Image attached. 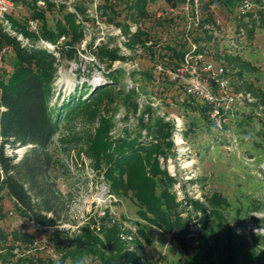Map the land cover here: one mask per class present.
I'll use <instances>...</instances> for the list:
<instances>
[{
    "label": "trees",
    "instance_id": "obj_1",
    "mask_svg": "<svg viewBox=\"0 0 264 264\" xmlns=\"http://www.w3.org/2000/svg\"><path fill=\"white\" fill-rule=\"evenodd\" d=\"M10 1L28 7L31 15L21 21L11 9L0 17V59L6 50L15 57L10 74L0 70V222L8 215L4 209L7 196L20 218L54 229L52 241L59 257L44 259L27 255L26 251L34 247V234L21 229L7 232L0 228L2 260L7 262L11 258L12 264H23L29 258L38 264H153L142 254L152 241L144 224L170 235L173 245L175 243L184 254L199 252L203 260H208L215 251L216 227L228 222L225 211L230 202L219 191L206 193L203 199L187 195L178 199L174 190L178 180L162 162L167 161L174 147V122L166 120L165 116H154L149 104L138 117L135 130L124 128V136L114 138L111 132L115 122L113 116L108 115V105L114 101L118 77L112 73H108L107 83L90 87L83 81L61 102L56 101L60 93H56L55 82L61 61L75 59L78 46L86 39L84 24L91 18L84 6L76 4L75 11H70L66 4L68 0ZM153 1L156 0H102L97 10L105 23L121 29L127 49L141 47L154 57L166 59L165 64L177 69L184 64L191 47L179 42L166 45L165 53L161 52L162 48H151L152 37L142 27V22L150 16L149 4ZM166 1L176 7L183 0ZM235 2L237 0H211L205 4V14L198 24L202 34L193 38L197 45L194 54L211 53L215 61L223 62L226 71H235L240 81L235 92L250 94L253 109L264 112V89L246 78V74L258 69L240 54L221 51L216 44L212 52L210 46L216 41L214 31L217 26L210 6ZM56 11L60 16L50 25L47 15ZM29 19L38 22V32L28 27ZM132 25L137 26L136 30H132ZM46 43L54 45V49ZM90 48L93 56L109 68L116 61L128 59L118 45L110 46L105 42L94 45L93 41ZM136 94L135 89L126 94L128 113L136 114L139 110ZM205 106L210 121L209 106ZM145 114L147 118H144ZM126 115L128 118L129 114ZM76 119L94 126L82 136L74 132L72 136L79 142H63L74 144L66 146L65 150H75L77 157L87 158L108 184L110 195L127 198L134 204L138 219L136 228L127 226V218L116 217L106 208L102 215H91L76 234L65 229L66 223H75L69 218L68 195L58 184L60 169L67 171L68 168L57 148L53 147V139L62 123ZM261 138L259 142H264V130ZM7 145L12 149L26 147V150L18 158L16 153H6ZM252 211L264 212V202L254 200ZM259 219L264 227V217ZM197 222L201 227L198 232L192 230ZM228 231L226 247L231 254L230 264H236L233 242L236 233L232 228ZM254 241L255 246L263 248L264 234L254 235ZM20 248L23 252L17 257L14 251Z\"/></svg>",
    "mask_w": 264,
    "mask_h": 264
},
{
    "label": "rangeland",
    "instance_id": "obj_2",
    "mask_svg": "<svg viewBox=\"0 0 264 264\" xmlns=\"http://www.w3.org/2000/svg\"><path fill=\"white\" fill-rule=\"evenodd\" d=\"M210 1L199 0L197 12L185 2H179L176 7L166 0L151 2L150 16L142 22V27L152 37L149 42L151 48H162L161 52L165 53L166 45L179 42H185L188 47L193 48V38L202 34L197 18L205 14L203 8ZM101 2L102 0L66 1L70 11H75L76 4L84 6L91 20L84 24L86 39L78 46L75 59L61 61L55 82L56 93H60V96L56 101L61 102L76 86L80 87L83 81H87V86L90 87L105 84L108 82V73H112L118 77L114 101L108 105V115L113 116L115 122L111 132L114 138L122 134L125 126L131 131L136 129V119L124 117L126 114L133 115L132 112L128 113L126 94L135 89L140 104V113L135 115L136 118L150 104L154 116H165L166 120L175 124L174 147L167 161L162 162L178 180L174 187L178 199L182 200L186 195L203 199L204 194L219 191L230 202V207L225 211L228 222L222 227H216L215 251L208 260H203L199 252L193 255L184 254L175 243L173 245L170 235L146 224L144 227L152 241L142 250V254L153 264H230L231 254L227 251L226 237L228 230L232 228L236 233L233 238L236 264H264V247L255 246L254 241V235L264 234V227L260 225L263 222L259 219L264 217V212L252 211L254 200L264 202V145L261 144L264 142H259L264 130L263 110H254L253 105H250L251 101L240 97L236 101V115L231 116L223 128L215 127L207 118L204 100L197 95H190L187 91V87L199 84L198 80L206 86L210 84L203 71L192 76V70L188 66L175 71L164 63L166 59L154 57L148 50L141 47L127 49L124 45L126 38L121 29L101 19L97 10V5ZM12 10L14 16L21 21L27 20L31 15L28 7L22 4L12 6ZM210 11L218 26L214 31L216 41L214 45L210 44L213 47L212 52L215 51L216 44L221 51L240 54L251 61L258 71L246 74V78L264 89V9L243 17L239 15L235 2L221 3L217 7L211 5ZM47 16L49 24L53 25L60 14L56 11L48 13ZM131 28L136 30L137 26L132 25ZM93 41L94 45L105 42L110 46H120L128 59L116 61L109 68L106 63H101L93 56L90 48ZM49 48L53 50L54 45ZM14 59L13 53L6 50L0 59V70L10 74ZM206 60L214 62L216 66L223 65V62L215 61L211 53L204 55L203 61ZM225 76L230 82L231 90L235 92V86L240 82L235 71L229 70ZM213 89L217 90L215 86ZM144 118H147V114ZM93 126L80 119L62 123L53 139V147L57 148L68 168L67 171L60 169L58 184L68 195L69 218L75 223H66L65 229L76 234L79 226L91 215H102L106 208L116 217L127 218L126 225L136 228L135 222L138 219L134 204L127 198L110 195L108 184L93 169L90 161L83 156L77 157L75 150H65L66 146L74 144L63 142H79L72 136L74 132L82 136ZM178 137L183 141L178 142ZM25 150L26 147L12 149L9 145L6 146V153H16L18 158L22 157ZM4 209L8 211V215L0 222V228L7 232L21 229L34 234L36 241L34 247L26 251L27 255L44 259L59 257L52 241L53 228L20 218L13 211L12 200L7 196ZM192 230H201L199 222L192 226ZM14 252L19 257L23 250L20 248ZM8 260L4 262L0 256V264H12L11 258ZM23 264L38 263L31 262L29 258Z\"/></svg>",
    "mask_w": 264,
    "mask_h": 264
},
{
    "label": "built area",
    "instance_id": "obj_3",
    "mask_svg": "<svg viewBox=\"0 0 264 264\" xmlns=\"http://www.w3.org/2000/svg\"><path fill=\"white\" fill-rule=\"evenodd\" d=\"M182 2H185L188 5L190 4L192 10L197 12L199 0H183ZM12 6H14V4L10 0H0V17L3 16L4 13L10 12ZM237 9L240 16H248L250 13L263 10L264 0H237ZM197 19L199 21L200 18L198 17ZM5 24L10 29L8 20L5 21ZM28 27L31 30L38 32L39 26L36 20L30 19L28 21ZM19 38H23L22 35H19ZM46 45H48V47H52V44L50 43H46ZM196 47L197 45L193 42V48L191 47V50L186 54L184 64L174 70L179 71L183 67L188 66L190 67V70H192V76L202 73L201 71H203L206 80H208L210 84L206 86L197 78L199 84L187 87V91L190 95H197L204 100V102L209 106V119L211 123L217 128H223L227 124L230 117L235 116L237 113V99L242 97L248 101H252L253 98L248 93L245 94L232 91L230 82L225 76L227 71L224 66H216L215 63L210 60L203 61L205 54H194ZM213 86H215L217 90H214ZM137 113H140V110H138ZM136 114H130L128 115V118H135L137 125L138 118H136ZM124 117L127 118V115ZM124 128H127V126ZM124 128H122V134H120L121 136H124Z\"/></svg>",
    "mask_w": 264,
    "mask_h": 264
},
{
    "label": "bare ground",
    "instance_id": "obj_4",
    "mask_svg": "<svg viewBox=\"0 0 264 264\" xmlns=\"http://www.w3.org/2000/svg\"><path fill=\"white\" fill-rule=\"evenodd\" d=\"M183 139H181V137H178V142H182Z\"/></svg>",
    "mask_w": 264,
    "mask_h": 264
}]
</instances>
